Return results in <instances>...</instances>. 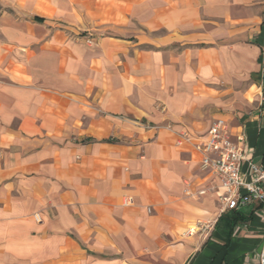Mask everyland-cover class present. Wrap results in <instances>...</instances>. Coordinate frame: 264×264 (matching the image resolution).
Returning <instances> with one entry per match:
<instances>
[{"label":"crops","instance_id":"crops-1","mask_svg":"<svg viewBox=\"0 0 264 264\" xmlns=\"http://www.w3.org/2000/svg\"><path fill=\"white\" fill-rule=\"evenodd\" d=\"M215 118L262 158L264 0H0V264H258Z\"/></svg>","mask_w":264,"mask_h":264},{"label":"built area","instance_id":"built-area-1","mask_svg":"<svg viewBox=\"0 0 264 264\" xmlns=\"http://www.w3.org/2000/svg\"><path fill=\"white\" fill-rule=\"evenodd\" d=\"M184 143H190L200 153V169L212 172L218 180L220 212L251 204L264 220V152L259 161H252L246 149L245 134L232 132L223 118H215L200 134L179 132L176 145ZM206 226L205 222H197L193 229ZM257 262L264 264V229Z\"/></svg>","mask_w":264,"mask_h":264},{"label":"rangeland","instance_id":"rangeland-1","mask_svg":"<svg viewBox=\"0 0 264 264\" xmlns=\"http://www.w3.org/2000/svg\"><path fill=\"white\" fill-rule=\"evenodd\" d=\"M198 222H205V225H207V226H206V228L203 227L204 229H207L209 227V223H210L209 221H202L201 220V221H198ZM194 226H192L191 228H193ZM203 228H200L199 229L198 227L197 228L195 227V230H198V231H201L202 232L203 231Z\"/></svg>","mask_w":264,"mask_h":264},{"label":"bare ground","instance_id":"bare-ground-1","mask_svg":"<svg viewBox=\"0 0 264 264\" xmlns=\"http://www.w3.org/2000/svg\"><path fill=\"white\" fill-rule=\"evenodd\" d=\"M194 228V227H193ZM193 228H190V230H194Z\"/></svg>","mask_w":264,"mask_h":264}]
</instances>
